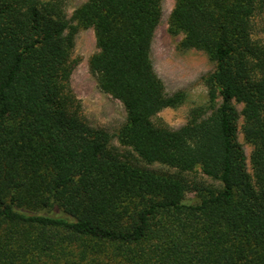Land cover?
Instances as JSON below:
<instances>
[{
  "label": "trees",
  "instance_id": "16d2710c",
  "mask_svg": "<svg viewBox=\"0 0 264 264\" xmlns=\"http://www.w3.org/2000/svg\"><path fill=\"white\" fill-rule=\"evenodd\" d=\"M162 3L85 0L68 17L65 0H0V264H264V0H176L169 31L215 62L208 106L177 128L153 119L186 98L154 66ZM80 27L96 33L99 87L125 106L114 134L72 89ZM113 136L178 171L133 162Z\"/></svg>",
  "mask_w": 264,
  "mask_h": 264
},
{
  "label": "rangeland",
  "instance_id": "374dc122",
  "mask_svg": "<svg viewBox=\"0 0 264 264\" xmlns=\"http://www.w3.org/2000/svg\"><path fill=\"white\" fill-rule=\"evenodd\" d=\"M85 0H65V8L68 17ZM176 0H163V16L159 24L152 44V58L155 69L165 82L167 91H184L186 98L177 106L166 107L153 117L158 124L177 128L185 124L191 117L193 108L207 107L208 88L204 82V76L215 67L214 60L206 51L196 48H184L181 46L183 34H172L169 31V18L175 6ZM256 30L258 36L264 40V16H257ZM98 51L96 33L93 27H80L75 35V47L73 59L76 67L71 77V85L77 98L80 100L83 113L88 122L93 126L102 127L114 134L126 117L124 104L111 94L103 91L98 84L97 76L91 71L89 60ZM240 112L238 122V140L242 144L249 158L253 144L245 136L242 125L243 104L236 102ZM112 145L122 155L133 162L159 171L177 172L178 169L160 162H149L142 158L131 147L124 145L116 136H113ZM248 166L251 169L248 159ZM190 177L197 176L208 183H215L201 172H183ZM192 195V194H190Z\"/></svg>",
  "mask_w": 264,
  "mask_h": 264
}]
</instances>
